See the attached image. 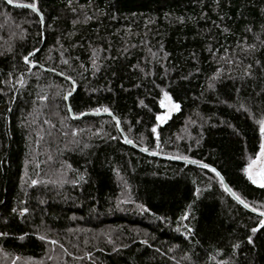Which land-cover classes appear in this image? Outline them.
Here are the masks:
<instances>
[{
    "label": "trees",
    "instance_id": "trees-1",
    "mask_svg": "<svg viewBox=\"0 0 264 264\" xmlns=\"http://www.w3.org/2000/svg\"><path fill=\"white\" fill-rule=\"evenodd\" d=\"M36 2L42 21L0 0V253L50 254L51 264H264V228L250 231L257 215L214 173L137 152L112 117L73 120L63 98L71 76L75 115L108 107L133 144L207 163L259 207L264 188L243 168L259 151L249 113L264 109V0ZM164 92L180 108L158 125Z\"/></svg>",
    "mask_w": 264,
    "mask_h": 264
},
{
    "label": "snow or ice",
    "instance_id": "snow-or-ice-1",
    "mask_svg": "<svg viewBox=\"0 0 264 264\" xmlns=\"http://www.w3.org/2000/svg\"><path fill=\"white\" fill-rule=\"evenodd\" d=\"M5 2L8 4V5H13L14 3V0H5ZM17 7H26L28 9H30L33 13H37L38 12V6H37V2L36 0H32L31 3H27V4H24V5H19L17 4L16 5ZM36 52H38L39 50H35ZM34 55V52H29L26 56L23 57V60L25 61V63L29 66V69L31 68L32 66V61L29 59V57L33 56ZM65 63H67V61H65ZM229 63H231V61H229ZM53 71H55L53 69ZM219 69H217V73H219ZM61 75H63V73H61ZM244 76H248L249 75V69L246 68L244 70V73H243ZM66 79H68L69 81H72V77L71 76H67ZM215 77H212L210 78V80H214ZM74 81H72V84H70V87L74 85ZM209 87H212V83H209ZM69 95H71V93L69 92L67 95H65L63 98L65 100L68 99ZM164 96L166 98H168V101H169V106H170V109L172 111H177L179 110L180 108V105L173 102L171 97H169L168 93L167 92H164ZM40 99L43 100L45 99L44 96H40ZM161 103V106H164V101L161 100L160 101ZM140 104L142 106H145L144 105V102L143 101H140ZM241 108H244L245 111H249L247 108L244 107V105H241ZM69 111V114L73 115L75 117V114L72 113V110L71 108L68 109ZM93 112H96V113H99L101 111H103L104 113H108L110 116H112V119L113 120H117V117H115L109 110L108 107H101V108H96V109H93L92 110ZM80 115H84V113H80ZM166 118L165 117H162L160 115H157L155 117V119L157 121H160V122H163V120ZM249 118L250 119H253L255 121L256 124H258L259 126V134H260V143H259V151L255 154V159H249L247 165L243 168V172L244 174L247 176V179L254 185H258L259 187L261 188H264V109H261V115L259 116V118H257L255 116L254 113H249ZM45 123H47V121H45ZM231 127V125H229ZM116 127L117 129L119 130V127H120V124H119V121L117 120V124H116ZM151 131L153 133H156L157 129L156 127H152ZM73 135L76 134V131L73 130ZM126 143H133L132 140H128L126 139L125 141ZM142 150H145V149H142ZM177 159H183V160H188L189 158L186 157V156H183V157H175ZM191 163L193 164H197L199 163L200 166L204 169H208L210 172L214 173L215 174V177L216 179L219 180L220 182V187L224 189L225 192H227L228 194L231 195L232 198H234L240 205L243 206V208L245 209H250V211L252 213H257L258 215L256 217H253L254 221H255V226L252 227L250 229V231L252 233H256L259 229L261 228H264V204L260 205L259 207H256L254 205H250L245 199L242 198V196L240 194H238L236 191H234L232 188H230L224 181V177L221 175V173L219 171H217L216 168L214 167H210V165H208L207 163H201L199 161H196V160H192ZM81 179H83V177H81ZM37 183L36 180H33L32 181V184L35 185ZM200 192V189L197 188L196 189V193L199 194ZM143 207V206H141ZM27 209L26 208H21L20 212L21 214H23L24 212H26ZM188 218V213L185 212L182 219H187ZM185 228L186 230L188 231L189 234H191L192 232V229L190 227H188L187 225H185ZM41 239H44V237L42 236ZM248 241L249 243L252 242V237L249 236L248 237ZM52 243H55V241H52ZM141 243L143 244H147V240H144V241H141ZM233 247H238V245H233ZM115 251V249H114ZM157 251H159L157 249Z\"/></svg>",
    "mask_w": 264,
    "mask_h": 264
},
{
    "label": "water",
    "instance_id": "water-1",
    "mask_svg": "<svg viewBox=\"0 0 264 264\" xmlns=\"http://www.w3.org/2000/svg\"><path fill=\"white\" fill-rule=\"evenodd\" d=\"M17 4H13L12 6H16ZM17 7V6H16ZM37 14L39 15V17H40V20L42 21V16H41V14L39 13V12H37ZM70 83L72 84V81H70ZM75 89H76V86H75V84L73 85V90L70 92L71 94L75 91ZM67 95V94H66ZM70 96V95H69ZM68 99H69V97H68ZM68 99L67 100H64V101H66V106H67V110L70 108V105H69V103H68ZM68 113H69V111H68ZM72 113H73V111H72ZM91 114H93V115H98V116H103V115H106V116H110L108 113H104V112H99V113H85L84 115H80V116H77V115H75V117L73 116V115H71V114H69L70 115V118L71 119H79V118H83L84 116H87V115H91ZM110 117H112V116H110ZM117 121V120H116ZM119 133H120V137H122V139H123V141H124V143L127 145V147L129 146V147H131L132 149H134L135 151H137V152H140V153H143V154H146V155H149V156H151V157H154V158H158V159H161V160H166V161H170V162H174V163H179V164H186V165H191V166H195V167H198V168H201V169H204V168H202L201 166H200V164L199 163H197V164H193V163H191V161L192 160H190V159H188L187 161L186 160H183V159H177V158H175V157H173V156H166V155H163V154H159V153H155V152H152V151H149V150H147V149H145V150H142V149H144V148H140V146H137V145H135V144H133V143H131V144H129V143H126L125 141H126V139H128V137H126V135L123 133V131H122V129H121V127H119ZM202 163V162H201ZM210 167H212V166H210ZM206 170H208V169H205V171ZM225 181V180H224ZM225 183H226V181H225ZM227 184V183H226ZM230 195V194H229ZM231 196V195H230ZM232 198V197H231ZM236 203H238L234 198H232ZM239 204V203H238ZM240 205V204H239ZM241 207H243L242 205H240ZM245 209V208H244ZM245 210H247V211H249V212H251L250 211V209H245ZM252 213V212H251ZM253 214H255V215H258L257 213H253Z\"/></svg>",
    "mask_w": 264,
    "mask_h": 264
},
{
    "label": "rangeland",
    "instance_id": "rangeland-1",
    "mask_svg": "<svg viewBox=\"0 0 264 264\" xmlns=\"http://www.w3.org/2000/svg\"><path fill=\"white\" fill-rule=\"evenodd\" d=\"M161 100L164 101V106H161V103H159L160 108H161L160 110H162L160 116L162 117L166 116V118L163 120V122L156 120L157 121L156 123L158 125L164 124L165 121H167L173 113H176L178 111V110L172 111L170 109L168 98H166L164 94L162 95ZM52 251L53 249H50L49 252H52ZM52 260H53V257L50 254L48 255L47 258L43 257L40 260H30V258L29 259H23V258H17V257L8 258V257H5L4 253L2 252L0 253V264H51Z\"/></svg>",
    "mask_w": 264,
    "mask_h": 264
}]
</instances>
